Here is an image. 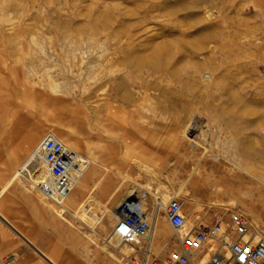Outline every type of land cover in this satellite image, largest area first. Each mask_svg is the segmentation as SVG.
Listing matches in <instances>:
<instances>
[{
	"label": "rangeland",
	"instance_id": "obj_1",
	"mask_svg": "<svg viewBox=\"0 0 264 264\" xmlns=\"http://www.w3.org/2000/svg\"><path fill=\"white\" fill-rule=\"evenodd\" d=\"M148 56L160 57L162 71L166 72L160 85L169 88L164 101L174 102L180 116L165 114L171 121L161 123L172 125L192 114L200 127L185 132L180 141L177 149L179 154H185L183 165L177 149L160 154L166 162L156 167L157 182L128 164L119 174L112 173L115 167L108 151L117 144L115 133L107 135L100 126L91 125L84 108L95 81L90 71L98 77V89L106 58L125 59L128 66H116L125 72L134 71L135 59ZM207 80L219 82L221 99L215 97V92L202 99L203 89L194 86L203 87ZM252 109H256L255 113ZM58 126L65 127L76 140L98 146V154L108 165L102 169L101 188L95 189L98 178L89 177L83 187L76 186L74 198L80 191V199L92 193L102 202L112 197L111 206L116 208L125 198L138 197L147 214L154 201L146 189L157 192L159 182L180 199L190 226L211 225L239 212L248 218L252 232L258 225L264 236V186L259 181L248 184L247 175L225 159L244 152L243 164L263 165L264 0H0V149L6 154L0 156V172L8 174L0 178L1 182L47 132H54ZM139 126L142 127L133 130L135 144L148 149L163 148V142L180 135L173 127ZM190 142H194L193 146ZM75 150L88 156L84 146ZM213 153L220 159L216 160ZM124 154L130 158L134 152ZM220 181L223 185L232 182L235 194L242 196L218 198L215 186ZM16 188L24 194L22 188ZM219 199L225 205L222 208L212 204ZM80 202L75 201L76 205ZM11 203L6 200L5 209ZM70 206L74 213L75 206ZM49 212L54 214L53 210ZM80 212L86 225H80L68 212L64 217L72 225L57 218L75 240L68 251L71 256L66 257L68 263L75 264L84 256L88 264H114L100 250L102 241L96 238L98 234L107 236L114 227L107 223L104 231L97 224L102 206L89 199ZM162 217L164 224L157 228L161 242L152 248L154 256L169 239L170 246L161 256L173 246L174 232L165 211ZM166 230L169 235L162 232ZM0 234L18 238L1 219ZM262 235L257 240L263 239ZM90 236L96 238L97 244L91 242ZM7 258L9 264H18L20 256L2 250L0 264ZM123 262L129 264L127 259Z\"/></svg>",
	"mask_w": 264,
	"mask_h": 264
},
{
	"label": "bare ground",
	"instance_id": "obj_2",
	"mask_svg": "<svg viewBox=\"0 0 264 264\" xmlns=\"http://www.w3.org/2000/svg\"><path fill=\"white\" fill-rule=\"evenodd\" d=\"M206 14L208 16L211 15V13L209 12H207ZM135 62L136 63L134 66L135 67L134 71L128 70L122 72L118 70L116 66H118L121 63L126 64L127 62L125 59L112 58V57L108 59L106 58L104 60V69H102V73H101L100 88L98 89L97 87H95L96 78L98 77L93 76L95 71L94 72L90 71V74L93 77L91 79L95 81L91 83L90 92L86 97V99L88 100V105L84 107L85 115L86 118L90 120L91 125H94V127L95 125L100 126L103 130V133L107 135H113L115 133L117 144L113 147L112 151H108L110 156L109 159H112L111 165L113 164V166L115 167L114 170L112 171L114 175L119 174V170L125 164H128L130 167L134 166L135 168L145 173L150 180L157 182L158 173L156 167L160 165L159 162L160 163L162 161L166 162V160L160 158V154L164 153L165 150L177 149L179 146H181L180 141L183 139V135L185 132L190 133L192 131H196L200 127L198 126V124L195 123L196 120L194 121V116L192 114L191 115L189 114V117L187 118L184 119L182 118L177 120L178 122H175L172 125L167 126L162 124L161 120L171 121L165 117V114L168 113H169L168 115L176 114L178 118L180 116H179V112L176 110L175 106L173 105L174 102H169L167 100L164 101V99L166 98V92L169 88L160 85V82L165 79L163 76L164 73H166L165 71H162L164 70V68L162 66L161 59L159 56H148L147 58H137L135 59ZM129 65H131V63H129ZM205 84L206 85L203 87H200L198 85L194 86L195 89L197 88L203 89L202 92L203 94H201L202 99L203 98L205 99L203 95L214 92L216 98H220L223 96L219 82L213 80L212 81L207 80ZM98 92L99 94L97 95ZM96 97H99V99H95ZM256 109H252L250 111H253V113H255ZM140 123L143 125L146 124L147 126H153V127H160V126L173 127V129H175L174 132L180 135H177L175 136V138L173 137L172 139L169 140L167 139L165 142H163L162 143L163 148H158V147L149 148L154 151L152 152L148 148L146 147L144 148V145L135 144L134 138L136 137L135 136L136 134L133 132V130L134 129L138 130L137 127L141 128L142 126H139ZM123 125H128V128H125ZM47 133H51L55 135L66 146L72 148L73 150L75 149L78 150V148L83 146L88 150V156L86 157L81 153H79L80 166L72 169L70 172L71 179L73 183H76V185L70 190L65 189L63 192L58 193L55 197L52 198L47 195L44 196L43 194H41L40 190H37V188L34 186L36 183L37 184L41 182L50 183L52 182V178L50 177L45 160L39 152H36V154L30 157L33 150L37 147L36 144V146L34 147L32 152L28 155V157L21 164L13 167L10 176L3 182H1L2 180H0V205L3 202H5V200H7V196L12 194L11 192L13 189H17L16 187L18 188L20 187L24 190L23 191L24 194L25 193H27L28 195L31 194L38 199V209L42 208L43 211L53 210L55 216L60 217L63 220H66L67 222H69V224L72 225V223L64 217L65 212H68L70 213V215H72V217L75 220L79 222L80 225L83 226L86 224L84 221H82V219H80L79 216L81 213L80 211L84 209L87 203H89V199L90 200L93 199L95 201V204L102 206V212L98 216V220L96 221L97 224H101L100 226L102 227V229H104V231L107 228L106 227L107 223L115 226L118 221V215H117L118 207L123 201L130 198H125V200H122L116 206V208H114L111 206L112 197L102 202L98 195L96 194L92 195L93 194L92 193L90 196H86L84 200L80 202L78 205H76L75 201L74 204H70L74 200L73 192H75L74 190L76 186L77 188L83 187L84 183L89 177L98 178V181L95 184L96 190L101 188L103 184V180H101L100 176L102 173V169L104 167H107L108 165L106 161L103 159V157H101L98 154L97 151L98 146L96 147L92 145L91 142L87 143L76 140L73 137V135L70 132H68L63 126H58V129L54 130V132H47ZM189 144L193 146L194 142H190ZM125 151L126 152L132 151L134 152V155L130 158H128L129 156L124 157V155H126L124 154ZM177 153L179 154V150ZM180 156L181 158L179 162L182 164L185 154L184 153L183 155L179 154V157ZM244 156H245L244 152L242 153L236 152L235 154H231L230 158L226 157L225 159L231 162L235 167V169H239L240 171H242L247 175L249 182L248 184H250V182L251 183L253 182L256 185V181L257 182L259 181V183H261V185L264 186V157L261 158L262 161L260 162V164H263L262 167L261 165H258L256 163H252L250 165L243 164V161L245 159ZM36 158H38V160L36 161V163H33L32 161H34ZM214 158L216 160L220 159L215 154H214ZM256 159L259 160L260 158H256ZM105 178L108 179L107 177ZM214 181H215L214 183L217 184L216 183L217 180L215 179ZM220 182L221 184L215 186L216 196L218 198L225 196H229V197L236 196L238 198L240 194L242 196V193L235 194L234 191L235 189L233 190L235 186L233 187L232 182H224L225 185L222 184V181ZM155 188H157L158 190L157 192H153V190H151L150 188L146 189L147 192L152 196L154 201V207L151 210V212L145 214L146 219L149 221L150 224V230L144 240L149 242V244L151 245L150 246L151 249L149 253L151 256H154V254L152 253V248H155L157 246L156 243L161 242L158 240L160 238V232L158 231L159 229L158 227L164 224L162 211H165L168 202L171 199L175 198V195L169 192L168 189L164 188V186L161 183L158 182ZM241 191H243V189ZM213 192L215 194V191ZM216 196L214 195V197ZM212 204L218 208H222L225 206L223 205V202L220 199L214 201ZM70 205L73 206L76 205L74 213L71 212L69 208ZM231 205L235 206L236 204H231ZM0 219L5 223V225H7L9 228L17 232V228L15 224L10 220V218H8L6 214H4L1 211V209H0ZM254 228L256 229V232L255 231L252 232L253 230L252 228L250 229L249 233L252 234L255 242H257L259 241L257 239L258 238L260 239L262 234H260L259 232L258 225H255ZM113 230L110 233H107L106 234L107 236H103L99 234L96 236L93 233L92 234L93 236H96L97 239L102 241V245H99L100 250L102 252H105L114 264H125L123 262V259H128L130 255L136 252V249L133 245L123 242L116 234H114ZM258 234H260L259 235L260 237L258 236ZM93 236H90L89 239L91 240L92 243L97 244L96 243L97 240L95 237L93 238ZM169 242L170 239L167 242H165L163 245H161L160 248L157 249L156 253L158 256H160V254H162L165 251L166 246L167 244H169ZM113 251L115 253H118L123 259L118 257V254H115Z\"/></svg>",
	"mask_w": 264,
	"mask_h": 264
},
{
	"label": "built area",
	"instance_id": "obj_3",
	"mask_svg": "<svg viewBox=\"0 0 264 264\" xmlns=\"http://www.w3.org/2000/svg\"><path fill=\"white\" fill-rule=\"evenodd\" d=\"M36 152L43 156L52 178L50 183L34 185L41 194L52 198L76 185L70 172L80 166L79 152L51 133L44 135L30 157ZM165 214L174 232L173 246L164 256H151V245L144 240L150 224L139 198H130L120 204L113 232L123 242L135 247L136 252L127 259L129 264H264V238L255 242L249 233L248 218L242 213L234 212L228 220L194 227L188 224L180 199L173 198L168 202ZM9 263V258L3 260V264Z\"/></svg>",
	"mask_w": 264,
	"mask_h": 264
},
{
	"label": "crops",
	"instance_id": "obj_4",
	"mask_svg": "<svg viewBox=\"0 0 264 264\" xmlns=\"http://www.w3.org/2000/svg\"><path fill=\"white\" fill-rule=\"evenodd\" d=\"M0 156H6L4 149H0ZM7 176L8 174L0 172V178ZM81 192L77 193L70 204L84 199H80ZM11 193L7 196V200L12 202L10 207L5 209L3 204L6 200L0 206L4 209L1 211L15 224L17 232L13 229L12 231L18 238L13 239L9 234H0V252L3 250L18 253L20 256L19 260H16L18 264H71L66 257L71 256L68 251L75 245V240L70 238L68 229L62 227L58 217L47 210L43 211L41 207L38 209V201L34 197L21 194L17 189H13ZM164 233L169 235L167 230ZM83 257L77 259L75 264H88V261L84 262Z\"/></svg>",
	"mask_w": 264,
	"mask_h": 264
}]
</instances>
